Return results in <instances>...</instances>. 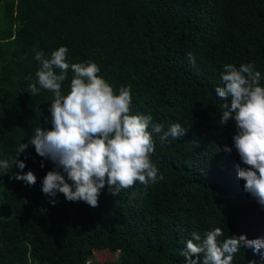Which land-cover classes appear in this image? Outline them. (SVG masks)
<instances>
[{"label":"trees","instance_id":"16d2710c","mask_svg":"<svg viewBox=\"0 0 264 264\" xmlns=\"http://www.w3.org/2000/svg\"><path fill=\"white\" fill-rule=\"evenodd\" d=\"M2 5L0 159L14 158L35 128H50L45 121L52 93H28L26 77L35 80L39 66L33 49L50 57L66 46L70 62H95L117 94L121 85L131 87V114H150L165 131L180 123L187 132L163 143L153 134L151 159L164 181L147 188L137 182L117 196L106 186L96 208L66 202L62 195L51 206L40 180L54 165L45 161L41 169V158L30 147L19 159L29 156L25 171L37 176L34 187L11 179L19 172L14 166L5 176L0 171V205L7 214L0 217V264H96L102 253L117 254L116 261L102 264H186L181 252L192 232L203 238L220 227L221 239L264 237V211L237 179L235 149L216 154L214 145L231 147L236 132L234 121L219 125L225 101L214 89L223 86V66L254 63L264 86V0H4ZM71 78L69 72L65 94ZM250 261L259 264L258 255L241 248L232 264Z\"/></svg>","mask_w":264,"mask_h":264},{"label":"clouds","instance_id":"9594fccd","mask_svg":"<svg viewBox=\"0 0 264 264\" xmlns=\"http://www.w3.org/2000/svg\"><path fill=\"white\" fill-rule=\"evenodd\" d=\"M34 60L39 66L32 76L26 77L28 93L39 95L41 90L52 93L48 107L50 128L37 127L27 143L17 146L14 158L0 159L4 176L13 166L19 172L11 177L31 188L38 178L19 157L30 147L41 158L40 167L50 161L54 167L40 180V190L47 202L55 207L62 195L66 202H83L92 208L99 206V197L107 186L111 196L135 186L137 182L147 188L164 181L156 163L153 134L163 143L169 137L180 140L187 132L180 123L164 130L162 123H153L152 115L131 114V87L121 85L118 94L100 75V67L93 61L72 63L69 49L61 46L50 57L40 50ZM189 62L195 64L192 53ZM72 73L67 93L63 84ZM262 74L254 63L225 64L221 73L223 86L214 89L222 101L224 111L219 125L234 121L236 132L233 144L215 145V152L231 154L235 149L239 163L235 165L237 179L243 181V191L264 211V86ZM37 110L40 111V108ZM151 127V131L149 128ZM134 196L135 193H132ZM181 255L186 264H232L241 248L251 249L264 264V237L248 239L246 235L224 236L220 227L207 231L203 238L192 232ZM195 257V259H193ZM256 264V261H250Z\"/></svg>","mask_w":264,"mask_h":264},{"label":"rangeland","instance_id":"374dc122","mask_svg":"<svg viewBox=\"0 0 264 264\" xmlns=\"http://www.w3.org/2000/svg\"><path fill=\"white\" fill-rule=\"evenodd\" d=\"M2 4H4V0H2L1 4H0V28H4V24H5L3 5ZM5 208L6 207H3L2 205H0V217L1 218H7V214L4 211ZM102 251H104V250H102ZM102 251L98 250L95 252H102ZM105 251H109V250H105ZM116 259H117V254L102 253V254L97 255V257L94 259V263L102 264V263H106V262L116 261Z\"/></svg>","mask_w":264,"mask_h":264}]
</instances>
